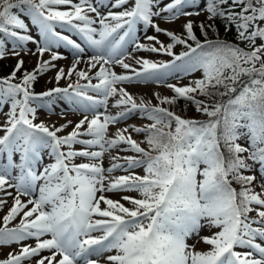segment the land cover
Listing matches in <instances>:
<instances>
[{"label":"snow or ice","instance_id":"snow-or-ice-1","mask_svg":"<svg viewBox=\"0 0 264 264\" xmlns=\"http://www.w3.org/2000/svg\"><path fill=\"white\" fill-rule=\"evenodd\" d=\"M202 12L203 40L192 19L180 34L157 22ZM217 19L236 41L220 38ZM62 46L74 56L67 70L55 64L65 58L55 51ZM128 46L170 59L136 57ZM21 52L36 55V67L17 78L18 59L0 78V108L9 106L0 124V211L12 200L0 217V249L12 250L0 264H264V0H203L202 7L197 0H0V59ZM53 69L57 86L35 92L38 76ZM198 71L187 84L167 82ZM61 80L69 82L60 87ZM130 83L163 85L172 95L137 102L123 87ZM58 100L82 118L36 122L38 108L53 111ZM181 101L205 118L178 114ZM133 115L148 123L110 132ZM129 192L137 195H108ZM204 227L217 231L199 237L209 246L199 251L188 240Z\"/></svg>","mask_w":264,"mask_h":264},{"label":"rangeland","instance_id":"rangeland-1","mask_svg":"<svg viewBox=\"0 0 264 264\" xmlns=\"http://www.w3.org/2000/svg\"><path fill=\"white\" fill-rule=\"evenodd\" d=\"M165 2H167V0H165ZM197 5L202 7L203 6V0H197ZM102 11H106V9H102ZM207 16L206 13L202 12L200 16H192L189 18H185V17H181L180 19H178L176 22L174 23H165L163 21H157L160 26L162 28H166L169 30H172L174 32H176L177 34H180L182 32V25L185 23L186 19H192L194 23H198L199 21H201L202 19H204ZM22 18L25 19V22L29 24L30 30H31V34L34 36H38V29L34 26L31 25L30 22V18L28 17H23ZM59 30V29H58ZM64 34L66 35H71L73 39H76V35L75 34H70L65 32ZM148 35H153L155 34L154 31L152 29H149L147 32ZM159 35V38L167 43L168 38L166 36H164L163 34H157ZM138 36L140 38L141 42L144 43H149L148 41H146L144 39V34L142 32L139 31L138 29ZM259 42V41H258ZM7 47H11V41H7L6 44ZM83 46V45H82ZM27 49H31L33 52L35 51L36 45L29 42L26 46ZM181 50H183V46H177L174 51L178 54ZM55 51L59 52L62 56H64V59L58 60L55 62V64L57 65V68L63 67L67 70V68H69L73 61H74V56L72 54V50L70 48H65V47H60L59 49H55ZM126 51L128 53H131L132 55L136 56V57H143L146 59H151L154 61H168L170 59V57L164 55V54H156V53H148V52H133V48L132 46L127 47ZM92 54L91 49H86V54L84 55V60L86 61L88 56H90ZM49 54H45V56L43 57V59H49ZM18 59H23L24 60V65L23 67H27L30 70H33L36 67L37 64V59L38 57L36 55H31L29 54H25L24 52H21L20 57H16V56H12V55H7L5 56L3 59H0L1 61H5V62H9L12 64L17 63ZM126 62L133 64V66L135 67H139L138 65H135V61L132 59H128L126 60ZM86 67L85 63L82 62L78 68L80 69H84ZM114 70L118 73H124L126 70L122 69L119 65H116L114 67ZM95 71V69L93 70V72ZM56 74V69L50 70L49 72L43 74V75H39L37 78V88L35 90V92L39 93L42 91H46L52 87H56L57 84L54 80V76ZM201 76V72H194L191 75L180 79L179 81L177 79L174 78H169L168 79V83H181V84H187L189 83L190 80L199 78ZM5 77V76H3ZM2 77V78H3ZM73 80H75V76H73L72 78ZM69 81L68 80H61L59 85L60 87H65L67 85ZM83 82V81H82ZM96 81L94 80L93 83H95ZM123 87L126 88V90L132 94L134 97L137 98V102H139V98L143 97L145 99V101L151 100L153 104L157 103V101L155 100L153 93H160L161 95H168L171 96L172 93L169 89H167L166 87H164L163 85H158L155 83H130V84H125L123 85ZM112 103H114V100L110 99L109 104L111 105ZM73 106L67 104L66 101H61L58 100L56 101V103L53 105V111H49L47 108H38L37 110V121L36 122H40V121H44L45 123L52 125L55 124L56 126H59L63 123H65L67 120H71L74 123L78 122L79 119L82 118L81 114L79 112H75L72 110ZM9 110V106L5 105L3 108H0V124H2L5 120V116L4 113L7 112ZM102 110V109H101ZM110 111L115 113L117 111L116 108H110ZM66 113L65 116H61V113ZM187 118H197V119H202L203 116H201L198 113H193L190 116H188ZM148 123V121L146 119H143L141 117H139L138 115H133L131 116L127 121L122 122L119 125H116L114 127L110 126V132H114L116 130V127H124L127 125H142ZM68 131H71V126L65 131V133H61V134H66ZM3 133L0 132V135H2ZM133 138L140 140L142 139V137L137 136L136 134H133ZM75 147L79 148V145H76ZM122 155H132V153H121ZM50 158L47 156V154H45L44 157V161L43 163H49ZM77 163L80 162H86V161H82V160H77ZM104 166L108 167L109 166V159L107 156H105L104 158ZM140 175H143V169H137L136 170ZM116 175H121L124 174L123 172H117L115 173ZM259 181H260V176L257 175V187H256V191L259 192L260 188H259ZM109 196H111V198L113 199H119L120 195H132L135 196L137 195V193L135 192H129V193H120V194H116V193H109ZM8 199V205L2 210L0 211V217H2L9 206H11L12 200L11 198H7ZM251 216H255V212L250 214ZM18 222V221H16ZM14 222V223H16ZM214 231H217V229H209L207 227L202 228L199 231V235H193L189 240L188 243L190 245L195 244L196 249L199 251H206L208 249V245H206L205 243H203L202 241L197 242L199 240L200 236H210ZM257 242H260L259 240ZM28 243H34L33 241H28ZM13 248L16 247L15 245L12 246ZM12 248L9 247H4L2 249H0V258H3L4 255L11 251ZM237 250H241V249H237ZM44 255H47V253H43Z\"/></svg>","mask_w":264,"mask_h":264},{"label":"trees","instance_id":"trees-1","mask_svg":"<svg viewBox=\"0 0 264 264\" xmlns=\"http://www.w3.org/2000/svg\"><path fill=\"white\" fill-rule=\"evenodd\" d=\"M225 8H227V5H225ZM206 17L204 19H202L201 21H206ZM201 21H199L198 23H194V31L197 34L198 38L203 40L202 33L200 32L199 28L196 27V25H198ZM215 26H216V28L219 31V36H220L221 39H224V40L229 41V42L236 41L235 30L232 29L230 31H225L222 19H217L215 21ZM209 38H213V33L212 32H209ZM14 68H15V64L7 63V62H4V61H0V78L3 77V76H9ZM25 70L28 71L29 69L27 67H23L21 72L17 73V78H20L22 76L23 71H25ZM36 88H37V81L34 84V91L36 90ZM173 110L176 111L178 114L186 117V118L188 116H190L191 114L196 113L194 107H192L191 105L185 106L183 101H181L179 103V105L176 106ZM234 186H236V185H234Z\"/></svg>","mask_w":264,"mask_h":264}]
</instances>
